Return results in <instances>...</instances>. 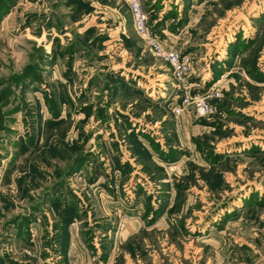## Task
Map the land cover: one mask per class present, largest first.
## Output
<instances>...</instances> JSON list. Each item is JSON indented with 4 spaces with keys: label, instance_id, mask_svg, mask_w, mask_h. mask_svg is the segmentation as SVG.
Listing matches in <instances>:
<instances>
[{
    "label": "rangeland",
    "instance_id": "374dc122",
    "mask_svg": "<svg viewBox=\"0 0 264 264\" xmlns=\"http://www.w3.org/2000/svg\"><path fill=\"white\" fill-rule=\"evenodd\" d=\"M141 1L212 115L127 0H0V264H264V0Z\"/></svg>",
    "mask_w": 264,
    "mask_h": 264
},
{
    "label": "built area",
    "instance_id": "2783aa9c",
    "mask_svg": "<svg viewBox=\"0 0 264 264\" xmlns=\"http://www.w3.org/2000/svg\"><path fill=\"white\" fill-rule=\"evenodd\" d=\"M128 6L135 33L144 40L145 47L149 49L152 55L162 60L171 69L177 86L182 91L181 100L173 107V113L178 116L185 109H191L198 116L212 115L216 109L212 101L213 96L211 94L199 93L192 96L190 93V88L186 81L187 77L192 73L190 55L182 54L173 48H165L162 46L149 26L148 14L141 0H129ZM218 95L216 93L215 96Z\"/></svg>",
    "mask_w": 264,
    "mask_h": 264
},
{
    "label": "crops",
    "instance_id": "0c3cea01",
    "mask_svg": "<svg viewBox=\"0 0 264 264\" xmlns=\"http://www.w3.org/2000/svg\"><path fill=\"white\" fill-rule=\"evenodd\" d=\"M127 1H129V0H127ZM168 3H170L172 5H169ZM177 3L178 2L176 0H161L160 1L161 12H159L158 15H160L163 11L169 12L174 7V5H176ZM178 6L180 7V4ZM190 8H192V6ZM165 48H168V47H165Z\"/></svg>",
    "mask_w": 264,
    "mask_h": 264
}]
</instances>
